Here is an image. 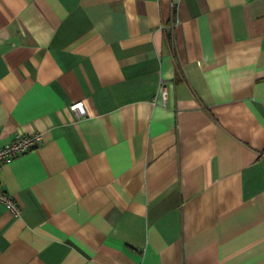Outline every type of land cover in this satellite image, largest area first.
I'll list each match as a JSON object with an SVG mask.
<instances>
[{
  "label": "crops",
  "instance_id": "1",
  "mask_svg": "<svg viewBox=\"0 0 264 264\" xmlns=\"http://www.w3.org/2000/svg\"><path fill=\"white\" fill-rule=\"evenodd\" d=\"M34 133L0 264H264V0H0V147Z\"/></svg>",
  "mask_w": 264,
  "mask_h": 264
},
{
  "label": "built area",
  "instance_id": "2",
  "mask_svg": "<svg viewBox=\"0 0 264 264\" xmlns=\"http://www.w3.org/2000/svg\"><path fill=\"white\" fill-rule=\"evenodd\" d=\"M165 94V92H163ZM70 109L76 112L78 116L85 115V108L82 102H76L70 105ZM42 143V137L39 133L32 135H16L9 143L0 147V166L10 163L17 155L32 150ZM0 202L13 214H19V206L12 197L0 188Z\"/></svg>",
  "mask_w": 264,
  "mask_h": 264
}]
</instances>
